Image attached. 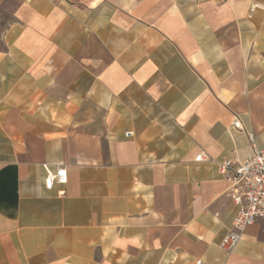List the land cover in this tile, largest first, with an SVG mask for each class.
Masks as SVG:
<instances>
[{
    "label": "crops",
    "instance_id": "1",
    "mask_svg": "<svg viewBox=\"0 0 264 264\" xmlns=\"http://www.w3.org/2000/svg\"><path fill=\"white\" fill-rule=\"evenodd\" d=\"M255 146L264 0H0V264H264L221 248Z\"/></svg>",
    "mask_w": 264,
    "mask_h": 264
},
{
    "label": "built area",
    "instance_id": "2",
    "mask_svg": "<svg viewBox=\"0 0 264 264\" xmlns=\"http://www.w3.org/2000/svg\"><path fill=\"white\" fill-rule=\"evenodd\" d=\"M258 4H254L252 9ZM233 126L242 128L239 118L234 120ZM132 132H126L129 137ZM205 153L202 152L196 157V161L205 160ZM223 176L231 184V195L235 202L240 205V210L233 220L232 229L224 236L221 248L231 254L237 248L245 229L258 222L264 221V147H254L253 152L240 161L238 158H224L219 162ZM43 167L47 171L45 185L52 189L56 183H65L68 177L67 168L57 165L51 169L49 164ZM197 264H204L199 260Z\"/></svg>",
    "mask_w": 264,
    "mask_h": 264
}]
</instances>
